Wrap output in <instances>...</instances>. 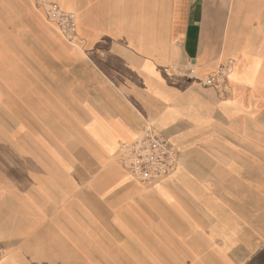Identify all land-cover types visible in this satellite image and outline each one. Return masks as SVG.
I'll list each match as a JSON object with an SVG mask.
<instances>
[{"label": "crops", "instance_id": "1", "mask_svg": "<svg viewBox=\"0 0 264 264\" xmlns=\"http://www.w3.org/2000/svg\"><path fill=\"white\" fill-rule=\"evenodd\" d=\"M47 4L76 15L71 43ZM228 61V97L197 83ZM147 128L179 152L150 188L116 162ZM0 250L264 264V0H0Z\"/></svg>", "mask_w": 264, "mask_h": 264}, {"label": "built area", "instance_id": "2", "mask_svg": "<svg viewBox=\"0 0 264 264\" xmlns=\"http://www.w3.org/2000/svg\"><path fill=\"white\" fill-rule=\"evenodd\" d=\"M44 20L51 25L66 42L71 43L78 30L74 13L61 11L53 5H42ZM233 71L232 61H228L216 73L196 80L199 85L213 89L218 96L226 98L230 94L228 76ZM192 71L187 76L192 75ZM116 162L127 176L137 184L150 188L169 177L178 166L179 152L170 141L157 130L147 128L130 143L119 146ZM3 254L0 250V260Z\"/></svg>", "mask_w": 264, "mask_h": 264}, {"label": "bare ground", "instance_id": "3", "mask_svg": "<svg viewBox=\"0 0 264 264\" xmlns=\"http://www.w3.org/2000/svg\"><path fill=\"white\" fill-rule=\"evenodd\" d=\"M230 74H231V73H230ZM230 74H229V75H230Z\"/></svg>", "mask_w": 264, "mask_h": 264}, {"label": "rangeland", "instance_id": "4", "mask_svg": "<svg viewBox=\"0 0 264 264\" xmlns=\"http://www.w3.org/2000/svg\"><path fill=\"white\" fill-rule=\"evenodd\" d=\"M132 181V180H131Z\"/></svg>", "mask_w": 264, "mask_h": 264}]
</instances>
